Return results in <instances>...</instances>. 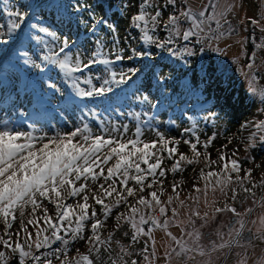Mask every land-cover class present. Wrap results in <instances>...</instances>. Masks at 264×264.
<instances>
[{
	"label": "snow or ice",
	"instance_id": "1",
	"mask_svg": "<svg viewBox=\"0 0 264 264\" xmlns=\"http://www.w3.org/2000/svg\"><path fill=\"white\" fill-rule=\"evenodd\" d=\"M0 3L3 4L0 11L7 17L0 24L2 90L15 93L16 99L23 96L29 104L52 107L65 124L64 112L81 114L79 123H74L71 130L49 134L39 132L31 124L25 125L22 120H12L8 110L0 111V264H54V260L59 264H158L161 259L164 264L174 261L227 264L235 251L233 246H240L247 225L243 214L227 204L215 208L214 213L231 211L238 227L230 225L227 233L217 230L216 239H209L205 245L193 219L200 217L199 211L190 212L184 221L176 219L178 213L173 207L172 216H167L174 196L169 195L166 203L161 200L158 192L165 191L161 178L167 172L183 171L182 161L199 163L203 154L206 167L222 163L219 172L213 170L205 175L201 169L206 196L210 178L215 177L213 190L219 186L223 191L233 183L232 173H236L235 183L243 186L245 180L251 181L253 169H246L243 178L239 175L241 162L236 149L227 159L217 149V158L212 160L208 149L217 133L201 140L195 126L185 128V136L181 138L166 137L156 129L154 139H143L145 126L151 125V119L141 120V113L122 109L133 101L153 107L159 104L167 93L163 82L171 81V73L175 71L173 65L179 61L187 66L191 58H195L196 68L191 70L198 72L200 85L229 93L231 78L219 66H214L206 53L226 55V49L216 46L217 42L239 34L229 18L235 15V0H223V3L222 0H121L119 13L112 16L109 11L113 5L108 4L106 8L104 0H14L12 3L0 0ZM246 20L252 25L251 36L237 43L241 55L249 61L246 65L249 72H241L247 80L249 99L256 104L257 112L264 115V85L257 83L262 77L254 71L256 50L264 49V13L259 19H241L239 24L244 25ZM81 28L87 36L82 43ZM257 28L261 33L259 42ZM40 34L59 40L58 52L49 49L50 54L43 55L42 60L60 70L57 78L61 72L68 78L69 89H62L56 78L47 75L52 69H41L33 59V56L41 59L30 47L42 40ZM249 40L254 47L251 54L246 48ZM44 47H49L47 42ZM74 48L84 51L74 57ZM125 62L138 66L120 67L117 71V66ZM232 62L239 63V58L234 57ZM33 68L41 69L35 79L30 74ZM153 88L156 89L155 103L151 99ZM105 113L133 118L134 131L128 123L106 118ZM86 117H91L95 130ZM248 124L261 133L258 139L264 141V119ZM256 138L255 133L249 134V139ZM181 142L190 147L193 158L180 153L171 168H162L165 157L161 153L166 151L168 159L174 158ZM228 142L231 143V138ZM223 147L227 148V144ZM171 186L178 199L179 184L173 181ZM260 186L264 187V179ZM146 189L149 191L144 195ZM196 190L200 191L198 187ZM243 191L255 196L251 188ZM238 198L239 193L232 189L231 199ZM179 203L185 204L183 200ZM260 205L264 207V197ZM96 206L100 207L103 218ZM120 206L125 211L120 212ZM50 207L52 214H49ZM114 209L117 210L114 229L102 239L101 229L114 215ZM252 212V208L247 209L249 216ZM202 219L208 222L207 212ZM122 221L131 228V232L123 233L130 238L128 244L114 239L113 233L122 230ZM149 223L151 227L145 230ZM171 223L184 230V235L178 238L173 232H167L175 246L169 245L162 256L158 255L153 231L167 230ZM88 224L90 235L85 234ZM188 226L192 231L186 230ZM260 237L264 238V229ZM142 238L146 239L141 244ZM78 241L88 246L87 253L76 249L77 255L69 257L71 247ZM57 242L59 246L53 247ZM113 242L119 247L118 252L112 247ZM237 264H247L243 252L237 254Z\"/></svg>",
	"mask_w": 264,
	"mask_h": 264
},
{
	"label": "rangeland",
	"instance_id": "2",
	"mask_svg": "<svg viewBox=\"0 0 264 264\" xmlns=\"http://www.w3.org/2000/svg\"><path fill=\"white\" fill-rule=\"evenodd\" d=\"M9 2L12 3L14 2V0H9ZM104 2L106 8L108 4L113 5L109 11V16L119 13L121 0H104ZM228 2H232V0H228ZM235 4V15L230 16L229 18L232 19L233 26L238 29L239 34L233 35L217 42L216 46L226 49V55H220L211 51H208L206 53V55L211 58V62L213 63V65L219 66L224 72L227 73V76L231 78L232 87L229 93L222 94L219 91L199 84L198 72L191 70L196 68L195 58L189 59V64L187 66H183L182 62L178 61L173 65L175 71L171 73V81L164 82V86L166 85V88L168 89L169 87L170 89L167 90L165 97L168 98V96L171 95L170 97L176 98V102L174 104L176 105V107L179 106V108H181L180 112L184 113V115L182 116H185L186 119H178L179 123H176V127L175 124L172 125L174 123L172 119L167 120L168 124L164 123V125L160 126H145V134L143 137V139L146 140L154 139L155 131L156 129H158L160 132L164 133L166 137L181 138L185 136V128L195 126L199 129L201 140L206 139L212 133H217V138L214 140L212 146H210V148L208 149V151L211 153L212 160H215L217 158V149L225 153V159H227L229 154H231L232 151L236 149L237 158H239L241 162V171L239 175L243 178L246 175V169H253L251 173V181L245 180L243 186L235 183L236 173H232L231 176L233 183L225 187L223 191H221V188L219 186H216L215 190H213L212 185L215 182V177L210 178V180L208 181L209 186L207 188L206 196V181L200 176L201 169L204 170L205 175L209 171L213 170L219 172L222 168V163L211 164L206 167L205 165L207 162L205 161L203 154L199 157V163L187 164L186 161H182L181 167L183 168V171H178L176 174L167 172L166 176L161 178L164 181L163 188L165 189L162 194L158 192V195L161 196V200L166 203L169 195L174 196L173 203L168 206L169 212L167 216H172L171 208L173 207L176 208L178 213L176 219L184 221L187 220L190 212L199 211L200 217L194 216L193 219L196 221L195 227L200 230L202 234L201 240L205 245L208 244L209 239H216L217 230L227 233L229 229L226 228H229L232 217L234 216L231 211L214 213L215 208H223L225 204L236 207L238 212L243 214L244 218L247 213V209L251 208L252 206L258 207L259 209L263 208L260 205V199L261 197H264V187H261L260 183L262 179H264V141L258 139L261 133L258 132L255 127L250 126L248 122H256L260 119H264V115H261L257 112L256 104H254L253 101L249 99L250 94L247 92V80L241 72V70L244 73L249 72V69L246 66L249 61L247 57L241 55V47L240 44L237 43V41L242 40L244 37H250L252 32V25L248 23L247 20L245 21L244 25H240L239 21L241 19H245L246 17H256L259 19L261 14L264 13V0H235ZM2 7L3 4L0 3V9H2ZM6 19V14L0 11V24L5 23ZM262 23H264V20H262ZM73 27V31H75V25ZM66 31L67 28H65V32ZM80 32L81 36H83L84 29L81 28ZM40 35L42 36V40L40 42H34L30 47L34 49L35 53H37L41 57V59H36L35 56H33V59L36 60L37 64L41 65V69H52V71L47 72V74L56 78L57 82L61 84L62 89H69L70 82L68 81V78L64 76L62 72L60 73V77L57 78L56 74L60 70L56 68V66L42 60L43 55L50 54L49 49L52 52H58L59 40H54L52 37L45 34ZM160 35L161 38H164L163 33H161ZM260 35L261 33L257 28V42H259ZM57 36H60L62 38L61 33L59 32H57ZM73 39L75 40L76 37L73 36ZM45 42L48 43V48L44 47ZM246 48L249 54H251V52L254 50L251 40L247 42ZM83 51L84 50L81 48H74L73 56H79V54ZM256 51L257 59L256 68L254 69V71L262 77V79L258 80L257 83L260 85H264V49ZM164 55L167 54L165 53ZM201 55L203 56L205 54ZM234 57L239 58V63L232 62V59ZM80 58L86 59V57ZM155 58L157 60L159 59L158 56ZM145 63H147V61H145ZM128 66L138 65L125 62L124 65H118L116 70L118 71L120 67ZM41 69L33 68L30 70V74L32 75L33 79L36 78V75L40 73ZM165 71L169 70L165 69ZM185 73L187 74L185 75ZM81 86L87 87L85 85ZM155 97L156 95L151 94L152 103H155ZM161 102H163V98L161 99ZM55 103L56 101L54 100L53 104ZM32 105L35 104H29L28 101L23 98V96L20 99H16L15 93H6L2 90V86H0V111L8 110L11 113L10 118L12 120H22L25 125L31 124L33 125V127L38 129L39 132H48L49 134H52L54 131H69L72 129L75 122H71L69 125L70 128L66 129H58V127H53L54 125H52L50 122H48L49 125L47 127H40L39 124L35 122L36 119L34 117L30 118V114H33V111H31L32 113H30L29 108ZM156 105L158 106V104ZM182 107L188 110L182 112ZM45 108L51 109L52 107L47 105V107ZM136 111L138 110H135V112ZM21 112L27 113V115L21 116ZM129 112L135 113L133 111ZM36 115L38 117H41L42 114L41 112H37ZM158 119H160L163 123L164 120L162 116L158 117ZM32 120L33 122H31ZM113 122H117V120H114ZM119 122L128 123L130 125L131 131H134L135 122L131 121L129 118H126L123 121L119 120ZM89 123L92 125L93 130H95V125L91 122ZM250 133L256 134L257 138L255 139V141L249 139ZM228 138H231V143L228 142ZM225 144H227V148L223 147V145ZM169 146L171 147V145ZM157 147H159V145H157ZM198 150L201 153H203L204 151L200 145H198ZM180 153L186 154L187 158L189 159L193 158V153L190 150V147L181 142V144L178 146V153L174 158L168 159L166 151L161 153V155L165 157L161 167L171 168L172 164L175 163V160L179 158ZM142 167H146V165H142ZM173 181H176L179 184V187L176 189V192L178 193V199L175 198V193L173 192L171 186ZM181 181H183V183H180ZM253 183L256 184V187H253ZM197 187L200 189L199 192L196 190ZM243 188H251L252 192L255 193V196L246 194L243 191ZM232 189H236V191L239 193V198L235 201L231 199ZM148 191L149 190L146 189L144 195H147ZM225 193H227V195H225ZM129 199L131 201L133 198ZM180 200H183L185 202L183 206L180 205ZM96 210L98 215H101V218H103L99 206H96ZM116 211V209L113 210L114 215L106 221V227L101 229L100 234L102 239L107 238L109 232L113 231ZM119 211H125V207L120 206ZM205 212L208 213L207 223H205L202 219ZM49 214H52L51 207L49 210ZM163 219L164 217H161V220ZM40 223L42 224L43 222L41 221ZM248 226H252L251 221H249ZM148 227H151L150 223L149 225L145 226V230H147ZM232 227L235 228L238 227V225L234 224ZM89 229L90 224L86 225V235H90ZM121 229V231L113 233L114 239L119 240L121 244H128L130 238L125 237L123 233L131 232V228L129 225L122 221ZM186 230L192 231L191 226H188ZM0 231H2V226H0ZM169 231L176 234L178 238L184 235V230L180 229L175 223H171L167 230L155 229L153 231V237L156 240L158 255L162 256L163 251L169 245L175 246L171 238L167 235V232ZM61 234L63 235L64 233ZM143 239L146 238L141 239V244L143 243ZM185 239H187V237H185ZM149 243H151V240H149ZM56 246H59V242H57V244L53 247ZM247 246L248 245L246 242L240 241V246L234 247L235 251L232 252L231 258L227 261V264H230L232 260V263H234L235 260L237 263V254L241 252H243L244 258L247 260V264L253 263L255 261V263L260 264L263 260L262 255H259L257 253H260L261 250H263L261 249L263 247L260 246V243H258V246H255L257 250L255 252V260L253 261V255L248 254L249 248H247ZM112 247L117 252L119 251V247L114 242L112 243ZM138 247L139 245H137V248ZM0 248H2V246H0ZM76 249H79L80 253L86 254L88 251V246L82 241L75 242L68 253L69 257L77 255ZM94 255L95 253H93V256ZM132 258L135 259L136 257L133 256ZM97 259H99V257H97ZM106 259L107 258L105 257V260ZM54 264H59V262L54 260ZM158 264H164L163 259L158 261ZM173 264H177V262L174 261Z\"/></svg>",
	"mask_w": 264,
	"mask_h": 264
},
{
	"label": "trees",
	"instance_id": "3",
	"mask_svg": "<svg viewBox=\"0 0 264 264\" xmlns=\"http://www.w3.org/2000/svg\"><path fill=\"white\" fill-rule=\"evenodd\" d=\"M75 31H73V36L74 37H75ZM85 39H87V36L83 34V36L80 37V42L82 43ZM81 49H83V48H81ZM165 62L167 63V61H165ZM165 87H166V85H165ZM167 90H170L169 87H168ZM152 94L156 95V89L155 88H153ZM170 96L171 95H169L168 98L164 97L163 98V102H160L158 104V106L155 105L154 107L151 104H149V103H141L140 101H133L130 104V106L126 107L125 109H122V111H124V112H129V111L135 112V110H138L136 112L141 113V117H140L141 120H149V119H151V122H152L151 125L152 126H155V125L160 126V125H164V123L168 124L167 120L168 119H172V121L174 123L173 122H170V123H173L172 125L175 124V127H176V123H179L178 119H180V120H181V118L186 119V117L182 116V115H184V113L180 112L181 108H179V106L176 107V105L174 104L176 102V100H175L176 98L175 97L173 98V97H170ZM45 107H47V105L38 106V105L35 104V105L30 106V108H29V112L30 113H32L31 111H33V114H30V118H32V117H34L35 119L38 118V121H35V122L37 124H39L40 127H47L49 125L48 122H50L52 125H54L53 127H58V129H66V128H70L69 125H70L71 122H75V123L79 122V118H80V115H81L79 113V111H77L75 114H73L71 112V110L64 112V120L67 121V123L65 124L61 120L60 116L57 115L56 111L53 110V108H51V109L48 108L49 109L48 110ZM177 108H179V109H177ZM182 109H183L182 112H185V111L188 110V109L183 108V107H182ZM97 111H100V109H97ZM37 112H41V114H42L41 117H38L36 115ZM145 113H146V115H145ZM160 116H162V118L164 120L163 123H162V121L160 119H158V117H160ZM105 117L111 119L112 121H114V120H117V121L122 120L123 121L124 119H126L124 116H118V115L108 116V114H106V113H105ZM85 119H86L87 122H91L92 124L95 125V123L92 122L91 117H86ZM129 119L131 121H134L133 118H131V117H129ZM31 122H33V120ZM154 123H157V124H154Z\"/></svg>",
	"mask_w": 264,
	"mask_h": 264
},
{
	"label": "flooded vegetation",
	"instance_id": "4",
	"mask_svg": "<svg viewBox=\"0 0 264 264\" xmlns=\"http://www.w3.org/2000/svg\"><path fill=\"white\" fill-rule=\"evenodd\" d=\"M240 207V206H239ZM253 209L252 214L249 216L248 213L245 215V219L247 220V225L246 228L244 229L242 233V237L240 241L246 242L247 243V248H249L248 254L253 255V261L255 260V252H256V247L258 246V243H260V246L263 247L261 249V252L257 253L259 255H262V259L264 260V238L260 237V231L264 229V223H261V220H264V207L259 209L258 207L252 206ZM249 221L252 222V226H248ZM237 225L234 220V216L232 217V221L230 223L231 227L233 225ZM257 227V228H256ZM229 229V228H226ZM234 245L233 247H235ZM256 254V255H257ZM233 261V260H232ZM230 262V264H237L236 260L234 263ZM256 262V261H255ZM249 263V264H257V263ZM261 264V263H260Z\"/></svg>",
	"mask_w": 264,
	"mask_h": 264
},
{
	"label": "water",
	"instance_id": "5",
	"mask_svg": "<svg viewBox=\"0 0 264 264\" xmlns=\"http://www.w3.org/2000/svg\"><path fill=\"white\" fill-rule=\"evenodd\" d=\"M36 121H38V118L36 119Z\"/></svg>",
	"mask_w": 264,
	"mask_h": 264
}]
</instances>
